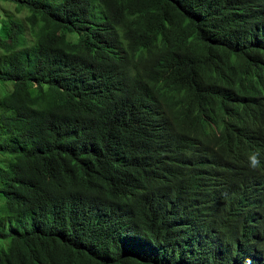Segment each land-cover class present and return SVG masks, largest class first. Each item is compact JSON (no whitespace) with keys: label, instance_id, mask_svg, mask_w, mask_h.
Wrapping results in <instances>:
<instances>
[{"label":"trees","instance_id":"1","mask_svg":"<svg viewBox=\"0 0 264 264\" xmlns=\"http://www.w3.org/2000/svg\"><path fill=\"white\" fill-rule=\"evenodd\" d=\"M96 1L0 0V264H264V0Z\"/></svg>","mask_w":264,"mask_h":264},{"label":"rangeland","instance_id":"2","mask_svg":"<svg viewBox=\"0 0 264 264\" xmlns=\"http://www.w3.org/2000/svg\"><path fill=\"white\" fill-rule=\"evenodd\" d=\"M56 4L62 2L63 0H53ZM92 4V17L94 18L95 22H101L105 20L103 17L102 9L99 7L98 2L96 0H90ZM0 14L6 16H12L13 18L20 19V21H24V15L21 12H17L16 8L11 4L0 3ZM25 14V13H24ZM5 161L3 160V163ZM4 195L0 194V206L3 203ZM0 212V226H5L4 218Z\"/></svg>","mask_w":264,"mask_h":264},{"label":"clouds","instance_id":"3","mask_svg":"<svg viewBox=\"0 0 264 264\" xmlns=\"http://www.w3.org/2000/svg\"><path fill=\"white\" fill-rule=\"evenodd\" d=\"M248 160L251 169H257L260 166L259 153H251Z\"/></svg>","mask_w":264,"mask_h":264}]
</instances>
